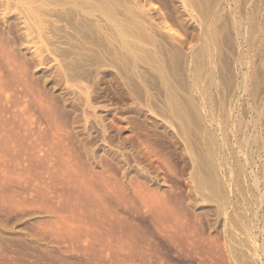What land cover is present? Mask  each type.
I'll list each match as a JSON object with an SVG mask.
<instances>
[{
    "label": "rangeland",
    "instance_id": "374dc122",
    "mask_svg": "<svg viewBox=\"0 0 264 264\" xmlns=\"http://www.w3.org/2000/svg\"><path fill=\"white\" fill-rule=\"evenodd\" d=\"M0 264H264V0H0Z\"/></svg>",
    "mask_w": 264,
    "mask_h": 264
},
{
    "label": "bare ground",
    "instance_id": "6f19581e",
    "mask_svg": "<svg viewBox=\"0 0 264 264\" xmlns=\"http://www.w3.org/2000/svg\"><path fill=\"white\" fill-rule=\"evenodd\" d=\"M213 167V166H212Z\"/></svg>",
    "mask_w": 264,
    "mask_h": 264
}]
</instances>
